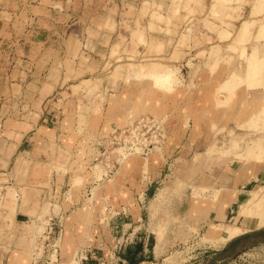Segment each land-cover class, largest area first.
Returning <instances> with one entry per match:
<instances>
[{
  "label": "rangeland",
  "instance_id": "374dc122",
  "mask_svg": "<svg viewBox=\"0 0 264 264\" xmlns=\"http://www.w3.org/2000/svg\"><path fill=\"white\" fill-rule=\"evenodd\" d=\"M226 1L0 0V264H78L76 254L96 252L92 237L96 223L109 226L113 233L120 232L133 220L141 222L138 211L146 216L147 232L156 238L150 249L154 248L158 264H264V228L258 229L254 220L238 217V206L248 194L239 199L224 223L239 226L245 234L226 244L207 240L211 224L203 225L200 210L179 217L169 210L172 197L188 205L190 201L201 204L205 199V191L198 192L196 185L207 182L194 184L191 175L190 160L197 150L200 166L207 160L217 167L244 160L227 147L230 135L246 140L264 137V131L255 129L264 127V117L261 121L250 115L244 123L246 132L224 130L223 118L218 128L212 126L207 132V117L191 116V93L198 91L191 82L194 77L210 74L226 79L230 72L243 74L241 53L264 51V43H257L255 36L257 26L264 23V0ZM234 12L245 16L242 20L233 18ZM249 21L254 26L248 29L251 35L245 36L247 44L242 50L235 39L243 22ZM199 27L217 34L218 40L226 42L224 48L208 37H198ZM216 50L212 64L211 55ZM161 67L175 77L169 95L157 90L165 85L164 78L155 79L157 83L146 79L152 68ZM133 71L141 73L139 78L134 76L136 80ZM55 83L57 93L75 100L71 104L78 109V123L86 125L85 131L65 141L71 143L67 153L58 147L43 150L39 146L31 152L19 145L22 135L37 120L30 98L39 91L49 94ZM203 88L206 86L199 91L205 92ZM176 93L182 97V116L175 115L172 108ZM262 94L256 92L238 105L235 94L229 98L221 84L216 105L228 113L240 107L246 113ZM199 104L205 109L208 106L205 100ZM175 124L183 130L179 135L171 131ZM178 136L182 142L177 141ZM191 141L199 147L195 144L191 148ZM32 157L52 159L61 167L70 162L77 178L74 175L67 181L61 192L63 182L58 181L55 198L51 193L49 199V182L29 176L35 173L32 177L37 178L45 173L32 164ZM253 160L264 163V152ZM132 174H140L139 179L124 180ZM71 184L74 191H68ZM126 184L129 196H112L117 185ZM263 185L264 177L250 192ZM18 195L31 211L29 217H19L16 222L13 207ZM123 199L134 206V213L128 209L115 213L116 202ZM60 204L77 207L68 223L83 228V239L75 246L68 240L71 232H67L55 261V241L51 240L56 234L48 236V226L56 222ZM116 220L123 224H115ZM13 251L5 263V255Z\"/></svg>",
  "mask_w": 264,
  "mask_h": 264
},
{
  "label": "crops",
  "instance_id": "0c3cea01",
  "mask_svg": "<svg viewBox=\"0 0 264 264\" xmlns=\"http://www.w3.org/2000/svg\"><path fill=\"white\" fill-rule=\"evenodd\" d=\"M233 6L235 7L236 4H233ZM239 13L240 12H234V14L232 15L233 18L239 16V20H242L243 16H245V13ZM257 19H259V17L254 18L253 20ZM1 20L2 17L0 14V21ZM196 31L198 37H208L210 38V40H212L213 43L217 42L216 46H222L224 48L226 42L222 43L220 40H218L217 34H210L209 31H204L200 29V27ZM224 81L225 79H223V77L211 76L210 74L206 76L198 75L191 81L193 85H196V87H198L197 92L191 93V116L193 118H198L200 115L207 117V132L211 131L212 126L218 128L219 121L222 118L223 119L220 122H222V126L225 125V129L223 128L224 130H229L231 128H233V130H236L237 124L239 125L240 123L245 122V120L252 114L250 111L243 113L240 108H234L231 113H228L226 108L216 105V92L219 86ZM86 82L87 81H84V83ZM57 85L58 83H55L54 88H52V91L49 94L42 95L39 91L31 96V112L33 116L37 117V120L36 123H33L31 128L22 135L19 144L20 147L26 146L31 149V152H33V149L36 146H39L43 150H49L51 148L58 147L62 152L67 153V149L71 148V143L68 144V142L66 143L65 141H67L68 138L73 139L72 136H74L75 133H79V131H85L86 125L84 126L78 123V109H75L74 104H71L74 103L75 100L71 97L69 99L63 98L62 94L56 92ZM203 86H206V88H203V90L206 91L200 92L199 87ZM47 87L50 86L47 85ZM255 93L256 92H247L246 90L241 88L234 94L237 99L236 102H238V105H240L244 99H247L249 96L254 95ZM178 94L182 96V92ZM178 94H175V102L172 108L175 115L179 114V116H182V97L177 96ZM204 100L207 101L208 104L206 109L204 106H201L199 104V102H202ZM89 110L90 107L86 108L85 110L86 118L88 117ZM173 110L170 109V111ZM171 131L177 134L179 132H182L183 130L180 125L175 124L174 127L171 128ZM202 131H205V129H203ZM190 132L195 133V130H192ZM193 139L194 138L191 137V140ZM177 141L182 142L179 136L177 138ZM196 143L197 142L193 143V141H191V148H193V145L195 146ZM198 145L199 144H196L197 147H199ZM73 147L74 145L72 146V149ZM202 154L204 155V151L203 153H201V155ZM199 155L200 153H198V150L194 155L196 156V158H194V156L192 155V158L190 160V164L192 165L191 175L194 184L199 182V180H205L207 182L206 185L203 183L201 185H196V189H198V192L200 189L205 191V201L203 200L201 204L198 203L199 201H190L188 205V203L183 204V201L179 200V198L172 197L173 200L171 201L169 210L171 214L176 217L200 210L204 226L208 223L211 224V227L209 226V228H212V226L214 225H224L229 216L233 214L234 208L239 199L248 194L250 192V189L264 177V163L249 162L245 164L244 161L240 160L236 163L229 162L228 164L227 162V164L224 163V165L216 167V163L205 160L206 162H204V166H200L198 161ZM31 161L37 169L41 171L45 170V173H41V176H38L37 178L32 177V175H35V173H29V176L35 181L40 180L49 182L48 190H46V195L47 197L49 196V199L51 198V193L54 194L55 198L57 186L59 184L57 183L58 181L61 180V182H63L61 186L59 185L61 192V188L63 189L67 181L72 180V178H74V175L77 178V173H74V168L72 169V163L70 162H64V166L61 167L60 165H57L52 159L45 157H32ZM0 163L2 162L0 161ZM193 166H195L196 168ZM54 168L60 169V172L57 173L52 170ZM138 175L140 174H137L135 177L132 174L130 175V177L128 176L126 179L124 178V180L137 181L136 179H139ZM76 178L74 180H76ZM117 181L119 180L117 179ZM72 184L70 185L68 191L75 190V188L72 187ZM145 186L146 185H144L143 187L144 191L146 190ZM15 187H17L18 190L21 189L17 185ZM36 188L41 190L38 186H36ZM65 194L59 195V197L61 196V198H63ZM129 195L130 187H127V184L123 187L122 185H117L116 189L112 190V196L127 197ZM59 197L56 198L59 200ZM190 199L193 200L191 196ZM76 208L77 207L75 205L63 206L60 204V206L58 207L59 212L55 219L61 226L60 241L64 242V240L67 239L66 233L68 232L69 234L71 232L70 239L68 238V240L70 241V243L78 246L81 244L83 239V228L81 229L76 223H68L70 214L75 213L77 211ZM113 209L115 210V213H122V211H124L125 209H128L129 213L135 212L134 206H130L128 203H125L124 199L120 200V202H116V205ZM30 211L31 206L29 207V205H24L23 201H21L19 198L18 202H16V205L13 207L14 221L18 222L17 220L19 217H29L28 213H30ZM138 212H140V216L138 218L141 220V222H139L137 219V221L133 220L132 223H127L125 226L126 228L124 227L123 230L122 228H120L121 230L117 233V237L113 236V229L111 230L110 228H108L109 226H106V228H104V226L98 223L95 224L94 228L96 233L92 237L96 252L95 257L87 264H158V260L156 256H154V248L150 249L152 242H155L156 238L152 233L147 232L145 224L146 216L144 214H141V211ZM148 215L149 211H147V219ZM115 224L120 225L123 224V222H118L116 220ZM126 238H133V243L122 246L119 251H116L115 254H112L115 241L119 240V242H122V240L124 241ZM12 253H14V251L8 252V254L5 255L3 259L5 260V263H7L6 261L8 255ZM29 264H31V262Z\"/></svg>",
  "mask_w": 264,
  "mask_h": 264
},
{
  "label": "bare ground",
  "instance_id": "6f19581e",
  "mask_svg": "<svg viewBox=\"0 0 264 264\" xmlns=\"http://www.w3.org/2000/svg\"><path fill=\"white\" fill-rule=\"evenodd\" d=\"M216 1H218V0H216ZM223 3H225V2H223ZM223 3H221V6ZM226 3H227V1H226ZM253 26H254L253 21H249V22H245V23L243 22V24L241 25V27L237 33L236 39H235L237 47H241L242 50L245 49V45L247 44V41H245L246 40L245 36H247L248 32L250 31L248 29L250 27H253ZM257 28H258L257 29L258 33H257V35H255L257 37V43L258 42L264 43V23L257 26ZM250 35H248V36L250 37ZM217 53H218V51L216 50V51H213V53L211 55L213 57V59H211L212 64H214V62L216 61ZM240 58H241L242 63L244 65L243 74L240 73V75H239L236 72H233V73L230 72L229 76L225 79L224 82H222L223 90L226 93H228L229 98H231V95L233 96V94L241 88L246 90L247 92L262 91L263 94H262L261 99H259L257 101V103L253 102L254 104H252L251 109H249V111L252 113L251 115H253V117L258 116L260 118V120L262 121V119L264 117V51L261 52V51H259V49H256V50H253L252 52H249L247 54H245L243 52V53H241ZM215 64H217V63H215ZM211 67L213 69V66H211ZM212 69H211V71H212ZM140 74H141L140 72H139V74H137V71H133L132 76L133 77L137 76L139 78ZM147 74H148V76H146V79L148 78L147 80L149 82H152V83H155L157 80H160L159 79L160 77L162 79L164 78L163 79L164 83H162V85L163 84H165V85H163V87H159L161 81L160 82L158 81L159 82V85H158L159 89H157V90H159V92L161 94L169 95V94H171V92H173V86L172 85L175 82V80H174L175 77H173L172 72H170V70H168V68H166V67L152 68L151 71H149ZM144 75L142 78H144ZM134 78L136 80V77H134ZM155 79H157V80H155ZM257 79L259 80L258 84L255 83ZM137 80H141V79H137ZM261 83H263V85H259ZM218 103H219V101H218ZM262 122L264 123V120ZM244 123L245 122L240 123L239 125L237 124L236 130L239 132H246ZM255 129H256V132L264 131V127L255 128ZM242 145L243 146L245 145V147L243 148ZM227 147L231 151L235 150L236 156L243 158L244 160L253 162L254 157L257 158V157H260L261 155H263L264 137H256L254 139H247L246 140L244 138L238 139L235 136L230 135ZM74 186H75V183H74ZM263 202H264V185H263V187L258 188L256 190H253V191L248 193V198L245 199L238 206V208H239L238 217L241 220H245V221L246 220H254L257 222L258 229L264 228V209H263L264 205H263ZM243 234H245V231L237 225H229V226L214 225V226H212L211 231L208 234L207 240H209L210 242H213L216 245H218V244L221 245V244H226V242H229V241L233 240L234 238L241 236ZM72 264H75V263L73 262Z\"/></svg>",
  "mask_w": 264,
  "mask_h": 264
},
{
  "label": "built area",
  "instance_id": "2783aa9c",
  "mask_svg": "<svg viewBox=\"0 0 264 264\" xmlns=\"http://www.w3.org/2000/svg\"><path fill=\"white\" fill-rule=\"evenodd\" d=\"M49 227V232H48V236H50V234H52L53 236L54 235V232L56 234V239L53 237L51 241H55L53 244H54V250H53V253L55 254V261H57V253L59 252V243H60V234H61V226L60 224L56 221V222H52V224H50ZM116 233V234H115ZM117 233L118 232H114V235L115 237H117ZM134 241V239H128L126 238L124 241L122 240V242H119V240L115 241V245H114V248H113V252L112 254H115L116 251H119L121 249L122 246L124 245H129V244H132ZM58 245V246H57ZM95 257V252L92 253V252H85V254L81 251L79 252V254L75 255V258H78L77 262L78 264H87L89 261H91L93 258ZM56 263V262H55ZM32 264H34L32 262ZM103 264V263H102Z\"/></svg>",
  "mask_w": 264,
  "mask_h": 264
}]
</instances>
